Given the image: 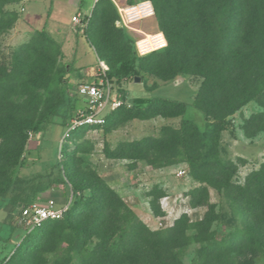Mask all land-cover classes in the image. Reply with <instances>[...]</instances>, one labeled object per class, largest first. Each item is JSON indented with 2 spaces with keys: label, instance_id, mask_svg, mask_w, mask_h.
<instances>
[{
  "label": "rangeland",
  "instance_id": "374dc122",
  "mask_svg": "<svg viewBox=\"0 0 264 264\" xmlns=\"http://www.w3.org/2000/svg\"><path fill=\"white\" fill-rule=\"evenodd\" d=\"M130 1L138 4L149 0H109L103 5L112 3L114 8L107 12L114 16L116 9L119 18V8ZM159 2L182 25L187 48L180 57L193 56L197 49L193 46L202 42L194 26L200 14L195 4L200 0ZM246 2L257 4V0ZM213 5H206L205 11ZM97 6L95 0H0V187L19 177L50 172L54 166L56 170L61 168L60 144L68 130L59 124L67 113L63 94L99 78L100 61L108 66L91 44L84 19L83 23L72 22L78 12L95 20ZM219 17L224 19L223 14ZM119 20L114 25L132 55H136L134 45L144 37L143 32L161 30L158 16L128 26L119 24ZM259 49L256 45L255 53ZM168 57L160 51L144 60L136 56L130 67L117 63L108 68L127 95V108L145 110L154 98H167L188 106L184 117L140 114L129 119L130 113L124 112L107 130L87 132L79 147L69 145V164L78 178L88 172L97 174L105 181L109 200L113 201L111 209H103L101 214L94 211L90 221L93 226L105 217L107 223L96 228L86 251H95L102 237L108 240L103 264H264V240L254 236L248 240L245 234L249 220L241 196L231 194V187L227 189L228 185L244 186L247 177L264 164V101H251L220 122L197 108V97L209 80L168 70L162 64ZM216 71L221 72L219 68ZM235 86L231 83L229 88ZM55 111L58 123L40 142L32 128ZM184 118L202 131L207 125L221 123L213 152L200 149V155L183 135L169 132H181ZM189 149L197 157L195 164L186 159ZM204 159L210 164L219 162V168L213 167L209 173L204 169L195 178L194 169ZM229 162L234 164V173L222 184L215 174ZM199 189L204 190L200 193L202 202H198L201 204L194 202ZM81 194L84 199L90 196L89 191ZM70 198L69 188L53 186L36 203L44 205L53 200L57 207H63ZM17 217L18 210L11 206L0 209V228L1 224H16ZM178 223L182 230L170 233ZM56 227L58 232L49 240L51 250L45 255V264L87 262L72 250L70 229ZM6 235L2 229L0 237ZM20 239L17 234L14 243ZM12 249L13 243L4 247L0 243V260ZM34 264H40V260Z\"/></svg>",
  "mask_w": 264,
  "mask_h": 264
},
{
  "label": "trees",
  "instance_id": "16d2710c",
  "mask_svg": "<svg viewBox=\"0 0 264 264\" xmlns=\"http://www.w3.org/2000/svg\"><path fill=\"white\" fill-rule=\"evenodd\" d=\"M149 1L154 8V17L158 16L159 18L161 28L159 32L165 36L167 47L140 56L136 45H134L136 55H132L130 47L129 49L126 48L127 43L124 42V36L117 31L114 22L118 21L120 17L118 18L116 9H114V16L107 12L114 8L113 4L104 6L109 3V0H97L96 5L98 6L95 12L98 13V16L100 15L101 19L98 20V16L95 20L89 18L86 29L91 44L96 47L99 57L107 62L108 67L114 68L117 63H124L130 67L136 60V56L144 60L156 52L164 51L168 53L169 57L162 59V64L168 70L175 69L180 73L202 76L209 80L200 90L197 97V108L220 122L251 101H264V11H262L264 10V0H257V4H247L246 0H200V3L195 4L200 14L197 21L194 22V26L196 28L195 34L199 35L202 42L193 46L197 48L193 56H185L184 58L180 57L181 51L187 48L184 43L182 25L170 15L167 8L161 7L159 0ZM213 2V7L205 11L206 5L209 4L210 6ZM129 3L128 6L135 5L131 1ZM222 14L224 19L221 21L219 16ZM255 41L258 42L256 45H259L260 48L258 54L254 51L256 45L253 43ZM217 68L221 72H217ZM72 71L71 69L69 73ZM223 72L224 74H222ZM217 76L218 78H216ZM70 78L67 80L69 81ZM107 78L122 91L127 99L125 91L114 81L111 69L107 72ZM241 79H252V82L246 83ZM231 83H235V88H229ZM221 96L223 97L220 98ZM63 97L65 99L64 105L67 106V113L63 117V122L59 124L69 127L82 103L77 88L63 94ZM127 106L126 104L116 111L108 112L105 115V124L101 127L85 128L80 134L79 130L72 132L70 138L64 142L61 148L59 161L61 168L56 170L54 166L55 170L50 172L19 177L0 187V209L11 206L18 210V217L23 208L36 203L39 196L53 186H66L71 193L69 209L60 220L46 221L29 233L19 227L17 222L13 225L1 224L0 231L2 229L7 231L5 238L0 237L1 246L4 247L8 243H13V249L8 256L0 260V264H34L39 260L40 264H45V255L49 254L51 250L49 240L58 232L57 225H65L66 228L70 229L71 241L74 243L72 250L81 255L82 260H87L82 264H103L108 247L107 239L101 237L96 250L90 254L86 248L90 244L93 232L96 228L100 229L106 225L107 218L102 219L97 227L93 226L90 221L93 219V214L96 213L95 210H99L98 213L102 212L103 209L109 210L111 209L110 203L113 201L109 200L110 194L106 190L105 181L97 174H89L88 172L82 178H78L75 170L69 164V161L72 160L68 158L69 145L78 144L79 147L84 143H80L81 138L89 129L107 130L117 122L119 115L124 112L130 113L127 118L133 119L139 117L140 114L184 117L188 111V106L185 103L160 97L151 100L145 110L127 108ZM54 113L32 128L35 137L39 138L40 142L46 131L53 124L58 123L54 119L57 112ZM220 122V125H207L206 130L202 131L194 122L184 118L181 132L168 131L183 135L184 139H187V142H192L191 144H194L198 153L202 155L200 149H208L213 152V149L215 150L218 146L221 132ZM165 133L166 135L169 134L168 132ZM186 159L192 164L197 162V157L194 156L191 149H189ZM219 165V162L210 164L209 160L204 159V163L194 169L193 176H196L195 178L201 176L204 169H206V173H209L213 167L218 169ZM234 169V164L229 162L222 168V172L218 175L215 174V176L219 177L218 179L222 184L224 181L226 183L231 180ZM230 187L232 188L231 194L235 196L237 193L239 197L241 196L242 207L247 212L249 221L246 224L247 232L245 235H247L248 240L251 239L250 236L257 237L261 241L264 240V164L258 171L247 177L244 186L232 187L228 185L227 189ZM85 191L90 192V196L86 199L81 194ZM203 191L202 189L196 191L198 194L194 202L198 203L199 200H202L200 193H204ZM111 195L113 194L111 193ZM177 230H182L179 223L169 232L173 233ZM17 234L21 239L19 243H14ZM246 246L250 248V244Z\"/></svg>",
  "mask_w": 264,
  "mask_h": 264
},
{
  "label": "built area",
  "instance_id": "2783aa9c",
  "mask_svg": "<svg viewBox=\"0 0 264 264\" xmlns=\"http://www.w3.org/2000/svg\"><path fill=\"white\" fill-rule=\"evenodd\" d=\"M140 7L143 10V15H138L135 10ZM154 8L150 1H144L135 5L119 8L121 20L119 24L128 26L138 21L146 20L154 16ZM90 16H84L78 13L72 18L74 23L83 21L88 25ZM84 19V20H83ZM83 20V21H82ZM82 26H84L82 24ZM144 37L136 42V48L140 56H145L154 51H159L167 47L165 36L161 32L146 34ZM149 35H152L155 40V48L149 50L147 45H139L140 41L146 40ZM108 66L100 61V77L91 83H84L78 87V96L81 99L82 106L77 110L74 118L71 120L68 130L64 133L60 144L61 148L66 142L72 132L85 129L97 128L105 124V115L108 112L118 110L127 104V99L124 97L122 91L107 78ZM97 131V129H89L87 132ZM70 202L63 207H57L53 200L46 204L34 203L22 209L17 218V225L27 233L40 227L44 222L49 220H60L63 218L65 212L69 209Z\"/></svg>",
  "mask_w": 264,
  "mask_h": 264
},
{
  "label": "bare ground",
  "instance_id": "6f19581e",
  "mask_svg": "<svg viewBox=\"0 0 264 264\" xmlns=\"http://www.w3.org/2000/svg\"><path fill=\"white\" fill-rule=\"evenodd\" d=\"M135 12L142 16L143 15V10L140 8V7H137ZM156 38H154L152 35H149L148 38L146 40H143V41H140L139 45H147V47L149 48V50L151 49H154L156 46H155V40Z\"/></svg>",
  "mask_w": 264,
  "mask_h": 264
},
{
  "label": "crops",
  "instance_id": "0c3cea01",
  "mask_svg": "<svg viewBox=\"0 0 264 264\" xmlns=\"http://www.w3.org/2000/svg\"><path fill=\"white\" fill-rule=\"evenodd\" d=\"M96 2H97V0H95V3H96ZM78 13H79V12H78ZM78 13H77V14H78ZM85 16H86V15H85ZM87 16H88V15H87ZM73 17H74V16H73ZM83 17H84V16H83ZM72 22H73V21H72ZM75 24H77V23H75ZM143 33H144V32H143Z\"/></svg>",
  "mask_w": 264,
  "mask_h": 264
}]
</instances>
